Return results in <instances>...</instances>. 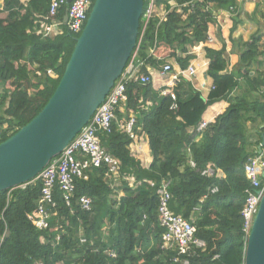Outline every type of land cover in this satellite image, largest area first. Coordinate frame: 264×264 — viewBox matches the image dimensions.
<instances>
[{
	"label": "trees",
	"instance_id": "1",
	"mask_svg": "<svg viewBox=\"0 0 264 264\" xmlns=\"http://www.w3.org/2000/svg\"><path fill=\"white\" fill-rule=\"evenodd\" d=\"M155 2L164 5L167 13L164 20L155 15L146 24L141 22L133 54L143 63L142 73H148V66L159 68L166 59L187 68L193 59L189 47L207 41L215 11L237 6V0ZM50 3L0 0L2 140L19 131L48 103L80 35L71 32L65 22L69 4L58 13L61 34L40 32ZM259 40L254 35L247 42L239 69L253 63ZM159 48L167 56H155ZM205 51L210 59L207 73L214 82L208 96L185 77L174 86L176 100L155 90L152 82L127 84L124 107L135 111L134 130L141 127L148 136L153 157L149 167L131 154V136L114 120L112 131L102 133L101 141L121 161L118 184L106 178L108 171L103 166L91 167L86 177L77 178L70 204L56 186L55 205H47L51 216L46 228H38L29 217L39 205L40 179L0 191V264H244L246 234L241 210L249 187L244 164L256 153L249 148L253 142L247 123L258 119L264 123V95L252 94L264 86V72L248 79L249 91L234 94L241 83L235 72H226L225 51L210 47ZM222 99L229 101L226 111L197 132L206 109ZM147 101L152 105L142 110ZM174 103L177 108L172 107ZM119 109L116 115L121 116ZM260 141L258 136L256 142ZM209 163L216 170L213 175L203 174ZM128 178H134L135 184ZM164 179L170 180L171 209L194 222L196 236L206 243L204 248L193 247L190 253L180 254L177 247L164 245L157 194ZM82 195L92 198L89 210L78 203Z\"/></svg>",
	"mask_w": 264,
	"mask_h": 264
},
{
	"label": "water",
	"instance_id": "2",
	"mask_svg": "<svg viewBox=\"0 0 264 264\" xmlns=\"http://www.w3.org/2000/svg\"><path fill=\"white\" fill-rule=\"evenodd\" d=\"M144 5L145 0L94 1L48 103L0 142V191L37 179L89 122L138 45ZM263 146L264 135L258 153ZM244 264H264V194L247 237Z\"/></svg>",
	"mask_w": 264,
	"mask_h": 264
},
{
	"label": "built area",
	"instance_id": "3",
	"mask_svg": "<svg viewBox=\"0 0 264 264\" xmlns=\"http://www.w3.org/2000/svg\"><path fill=\"white\" fill-rule=\"evenodd\" d=\"M94 1L92 0H51L49 13L45 18L41 19V29L47 35H57L63 32L62 21L58 17L59 10L69 4L67 8L68 27L75 34H81L84 29L89 14L91 12ZM155 0H149L148 6L142 15V21L145 24L155 15L161 20L165 19L167 11L164 15L157 13ZM142 62L137 61L136 53L133 54L129 63L126 65L122 75L117 79L105 100L99 105L89 122L82 128L76 137L67 145V147L54 158L40 173L37 179L43 183L41 197L37 210L29 215L30 219L38 228H46L48 226V218L51 216L50 209L47 205H55L54 191L56 186L62 191L63 198L67 204L71 203V199L75 195V187L77 178L86 177V172L91 167H107L108 178L118 182L120 177L121 161L112 155L106 147L102 145L101 134L109 133L113 128V121L116 117V110L128 101L127 84L130 81H139L147 84L154 81L153 74L142 73ZM173 69L170 62L162 65L161 74H169ZM49 73L53 74L52 71ZM197 74V67L190 64L185 69H181L178 74L173 76L172 89H163L162 95H171L176 100L174 86L182 77L193 78ZM173 108H177L176 103ZM135 119L131 118L125 125V130L134 138ZM208 126L207 122L199 123L197 129L203 130ZM2 130L0 129V142H2ZM195 165L194 162H192ZM210 165L203 171V174L213 175ZM244 171L249 187L246 190V198L241 210L243 219V231L247 237L253 226L254 218L258 212L262 195L264 194V148L260 153L256 152L249 157L244 164ZM132 178H128L131 181ZM155 185L154 181L149 182ZM213 192L217 191L214 187ZM157 194L159 196L158 203V220L161 227L164 228L163 241L164 245L177 247L180 254H188L193 247L204 248L206 243L203 239L196 236L197 227L194 222L188 220L181 214L175 213L171 207L172 193L170 191V180H162L158 185ZM78 203L82 209L89 210L92 204V198L88 195H82L78 199ZM42 264V263H39ZM185 264H189L185 261Z\"/></svg>",
	"mask_w": 264,
	"mask_h": 264
},
{
	"label": "crops",
	"instance_id": "4",
	"mask_svg": "<svg viewBox=\"0 0 264 264\" xmlns=\"http://www.w3.org/2000/svg\"><path fill=\"white\" fill-rule=\"evenodd\" d=\"M170 4L174 6L173 1ZM165 10L164 5L157 6L158 14L164 15ZM254 35L260 38L258 42L259 52L248 68L239 69L240 55L247 49V42L251 41ZM206 47L216 50L223 49L225 51V57L228 62L226 72H235L237 74V79L241 83V87L235 88L233 93L241 94L246 90L249 91L248 79L264 72V0H237V6L234 10L215 11L213 21L209 25L207 41L189 47V52L193 55V59H191L189 65L193 64L197 67V74L193 78H188V80L204 96H208L214 83L213 79L207 73L210 59L206 56ZM155 54L158 58H164L167 56L168 52L163 50V48H159ZM166 60V62L173 64V69L169 74L162 75L160 73L162 65L159 68L153 66L147 67L148 71L151 72L154 77V81L152 82L154 89L160 92L165 88L172 89V85L169 82H171V78L181 70L179 64L174 59ZM252 94L254 96L264 95V86L258 91H253ZM151 105V101H147V104L141 105V109L146 110ZM228 106L229 101L225 99L213 103L204 112L202 121L207 122L208 125L215 122L217 116L225 112ZM119 108L121 116L116 115L115 121L119 129L122 132H126L125 125L131 118L135 119V126L137 124L135 111L132 108H125L124 104ZM247 127L250 139L252 138L251 140L253 142V145L249 148L251 149L252 147V149L257 152L258 146L262 142V135H264V123L258 119L257 122L254 123L248 122ZM196 131L200 132L199 130ZM134 132L136 137H131L132 141L129 144V150L136 159L141 161L144 167H149L153 157L148 136L141 127H137ZM258 136L261 138L259 143L256 142ZM263 148L264 146L262 149ZM209 165L212 169L214 168L213 164L209 163ZM215 172L216 170L214 168L212 174H215ZM218 174L224 176L221 170L218 171ZM106 178L108 179V176H106ZM130 183L132 185L135 184V179L132 178ZM115 184L118 183L115 182Z\"/></svg>",
	"mask_w": 264,
	"mask_h": 264
},
{
	"label": "rangeland",
	"instance_id": "5",
	"mask_svg": "<svg viewBox=\"0 0 264 264\" xmlns=\"http://www.w3.org/2000/svg\"><path fill=\"white\" fill-rule=\"evenodd\" d=\"M173 65V64H172Z\"/></svg>",
	"mask_w": 264,
	"mask_h": 264
}]
</instances>
